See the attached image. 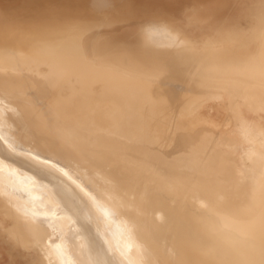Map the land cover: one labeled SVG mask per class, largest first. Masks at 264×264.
I'll return each mask as SVG.
<instances>
[{
    "label": "bare ground",
    "instance_id": "1",
    "mask_svg": "<svg viewBox=\"0 0 264 264\" xmlns=\"http://www.w3.org/2000/svg\"><path fill=\"white\" fill-rule=\"evenodd\" d=\"M38 3L0 6V260L264 264V0L130 40L128 0Z\"/></svg>",
    "mask_w": 264,
    "mask_h": 264
},
{
    "label": "rangeland",
    "instance_id": "2",
    "mask_svg": "<svg viewBox=\"0 0 264 264\" xmlns=\"http://www.w3.org/2000/svg\"><path fill=\"white\" fill-rule=\"evenodd\" d=\"M3 1V2H2ZM5 1V2H4ZM12 1V2H11ZM0 0V6L2 7H13L14 9H20L29 5L28 9L34 4V6H40L44 3H38L40 0ZM34 1V2H33ZM48 1V0H44ZM69 1V0H68ZM130 3L127 9L122 10L118 13V21L109 29V33L118 38L124 40H130L133 37L134 32L141 25L142 22L150 19H170V24H179L185 26L186 15L191 11L195 10L201 14L209 16L212 23L220 22L223 20H230L234 17L239 16L245 10V6L251 0H128ZM138 1V2H137ZM19 2L21 4H19ZM30 2V4H29ZM71 2V1H70ZM147 2V3H146ZM25 3V4H24ZM39 5H37V4ZM146 3V5L144 4ZM150 5H152L150 7ZM164 5V6H163ZM18 6V7H15ZM133 6L135 8H133ZM138 7V8H137ZM163 8V9H162ZM167 8V9H166ZM151 9V10H150ZM170 9V10H169ZM27 10V8H26ZM169 10V11H168ZM136 11L138 13H136ZM95 15H91V20L96 19ZM94 18V19H93ZM206 26L205 28H208ZM192 33H197V30L191 29ZM201 115L205 120L211 123L215 128L223 131L226 113L223 106L221 105L220 96H211L205 99L200 108ZM244 118L247 120H262L259 115L252 114L249 110L243 109L241 111ZM264 121V120H262ZM46 144L50 146V140L46 141ZM261 148V147H260ZM30 262H34L36 259V252L31 251L28 257ZM18 262H21L20 260ZM0 264H8L6 258L0 260Z\"/></svg>",
    "mask_w": 264,
    "mask_h": 264
}]
</instances>
